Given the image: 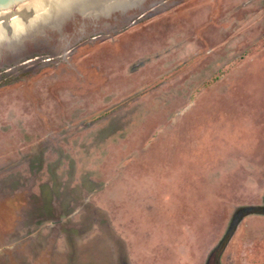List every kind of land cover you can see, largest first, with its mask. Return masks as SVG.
<instances>
[{"label": "rangeland", "instance_id": "374dc122", "mask_svg": "<svg viewBox=\"0 0 264 264\" xmlns=\"http://www.w3.org/2000/svg\"><path fill=\"white\" fill-rule=\"evenodd\" d=\"M22 27L0 28V264H217L228 229L219 264H264V0Z\"/></svg>", "mask_w": 264, "mask_h": 264}, {"label": "bare ground", "instance_id": "6f19581e", "mask_svg": "<svg viewBox=\"0 0 264 264\" xmlns=\"http://www.w3.org/2000/svg\"><path fill=\"white\" fill-rule=\"evenodd\" d=\"M54 2H55V0H32L28 4L29 10L26 9L25 11L20 12V16H18V14L16 13L15 10H12V12L9 11L10 16H8L6 18V20L5 19L1 20V21H3L1 36L3 38H5L7 36L12 37L13 35L17 34V32L21 29V25L23 23V20H26V18L28 17V14L30 12L45 11L46 8H48L50 3L55 4L54 15H53L54 19H55V18H57L59 11H61L62 9H68L70 7L71 3L76 2L79 5L82 3L83 6H86V4L88 3V0H60L59 4L54 3ZM135 3H136V1H135ZM15 16H18V17H15Z\"/></svg>", "mask_w": 264, "mask_h": 264}, {"label": "water", "instance_id": "95a60500", "mask_svg": "<svg viewBox=\"0 0 264 264\" xmlns=\"http://www.w3.org/2000/svg\"><path fill=\"white\" fill-rule=\"evenodd\" d=\"M31 1L32 0H0V13H4V12H8V11L12 12V10L17 9V7L25 5V4H28ZM59 2H60V0H55L54 3H58L59 4ZM54 6H55V4L50 3L48 8H46L45 11L30 12L28 14V17L26 18V20H23V27H22V30H21L22 33H25L26 31H28L29 30V26L31 25V23H33L35 21H43V23L47 22L48 19L54 15V9H55ZM15 17H18V16H15ZM2 22L3 21H0V28H2ZM26 35L27 34H24V36H26ZM228 238H229V235H227L225 240L220 243L219 248H216V250H214L217 264H218L217 253L218 252L221 253V249H222V247L225 244L224 242Z\"/></svg>", "mask_w": 264, "mask_h": 264}, {"label": "trees", "instance_id": "16d2710c", "mask_svg": "<svg viewBox=\"0 0 264 264\" xmlns=\"http://www.w3.org/2000/svg\"><path fill=\"white\" fill-rule=\"evenodd\" d=\"M242 208H244V207H242ZM240 209H241V207H240ZM231 233H232V232H230V229H228L227 234L230 236ZM219 255H220V253L218 252V253H217V258H218ZM218 264H219V262H218Z\"/></svg>", "mask_w": 264, "mask_h": 264}]
</instances>
